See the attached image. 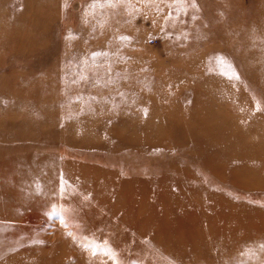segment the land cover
I'll return each mask as SVG.
<instances>
[{"label": "rangeland", "instance_id": "1", "mask_svg": "<svg viewBox=\"0 0 264 264\" xmlns=\"http://www.w3.org/2000/svg\"><path fill=\"white\" fill-rule=\"evenodd\" d=\"M0 133V264H264V0H0Z\"/></svg>", "mask_w": 264, "mask_h": 264}, {"label": "crops", "instance_id": "2", "mask_svg": "<svg viewBox=\"0 0 264 264\" xmlns=\"http://www.w3.org/2000/svg\"><path fill=\"white\" fill-rule=\"evenodd\" d=\"M30 125V124H29ZM159 127H156V130H158L159 128H160V126L161 125H158ZM162 127V126H161ZM93 128V127H92ZM91 129V128H90ZM93 130V129H92ZM32 131H35L34 129L32 130ZM31 131V132H32ZM183 131V130H182ZM187 133H190V132H188V131H186ZM84 133H85V135H88L89 136V129L88 130H86V129H84L82 132H78V134H80V135H84ZM1 134V133H0ZM19 134V132H16L15 133V135H18ZM180 137H181V139H179V141H176V143H174V142H172L171 144H181L182 145V141H185V145H182V146H184V147H188V146H190L189 147V149L188 150H186L185 152H189L190 154H192V155H194L195 157H197L198 159H199V157H198V155L196 154L197 152H200V151H203L204 149H200L198 146H196V141L198 140V142H199V144H203V143H205V144H207V145H210L209 147H214V148H216V147H221V145H219L217 142H218V136H212V135H208V134H204V135H195L194 133H193V131L190 133V134H188V135H186V134H184V133H182L181 135H180ZM184 137V138H183ZM170 144V145H171ZM163 145H166V144H163ZM198 145V144H197ZM253 147L254 146H257V145H252ZM251 147V146H250ZM258 147V146H257ZM222 149V148H221ZM251 149H259V148H252L251 147ZM196 152V153H195ZM193 161H188L187 162V164H189L190 166H191V164L190 163H192ZM183 164L185 163V162H182ZM192 164H194V163H192ZM196 164V166H197V168L198 169H203V170H206L210 175H213V176H216L217 174H214V172H211L210 170H209V168H211V166L209 165V166H207V167H203V165H198V163H195ZM192 169V174H193V176H192V182L190 181V183H192L193 184V180H196V182H197V179H199V176H198V174L196 173V172H194V168L192 167L191 168ZM197 177V178H196ZM229 182V181H228ZM200 186H202L203 187V189L205 190V188L206 189H208V190H210V191H215V190H212L208 185H204V184H201ZM205 187V188H204ZM184 194V193H183Z\"/></svg>", "mask_w": 264, "mask_h": 264}, {"label": "bare ground", "instance_id": "3", "mask_svg": "<svg viewBox=\"0 0 264 264\" xmlns=\"http://www.w3.org/2000/svg\"><path fill=\"white\" fill-rule=\"evenodd\" d=\"M134 142V141H133ZM133 142H131V143H133ZM199 144V143H198ZM201 144H199V146H200ZM257 177V176H256ZM258 178V177H257Z\"/></svg>", "mask_w": 264, "mask_h": 264}, {"label": "snow or ice", "instance_id": "4", "mask_svg": "<svg viewBox=\"0 0 264 264\" xmlns=\"http://www.w3.org/2000/svg\"><path fill=\"white\" fill-rule=\"evenodd\" d=\"M42 243V242H41Z\"/></svg>", "mask_w": 264, "mask_h": 264}]
</instances>
